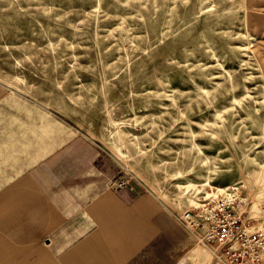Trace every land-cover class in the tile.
Masks as SVG:
<instances>
[{
	"label": "rangeland",
	"instance_id": "rangeland-1",
	"mask_svg": "<svg viewBox=\"0 0 264 264\" xmlns=\"http://www.w3.org/2000/svg\"><path fill=\"white\" fill-rule=\"evenodd\" d=\"M32 110L151 202L160 231L129 264H223L176 216L231 186L264 230V0H0V122ZM109 246L87 264H114Z\"/></svg>",
	"mask_w": 264,
	"mask_h": 264
},
{
	"label": "crops",
	"instance_id": "crops-1",
	"mask_svg": "<svg viewBox=\"0 0 264 264\" xmlns=\"http://www.w3.org/2000/svg\"><path fill=\"white\" fill-rule=\"evenodd\" d=\"M34 113L10 127L0 122V255L9 242L16 264L28 252L34 259L47 253V264L57 256L62 264H87L88 250L115 242L112 262L131 263L160 231L151 202L111 192L114 169L102 151L48 112ZM39 238H47L42 246Z\"/></svg>",
	"mask_w": 264,
	"mask_h": 264
},
{
	"label": "built area",
	"instance_id": "built-area-1",
	"mask_svg": "<svg viewBox=\"0 0 264 264\" xmlns=\"http://www.w3.org/2000/svg\"><path fill=\"white\" fill-rule=\"evenodd\" d=\"M124 182L115 184L123 189ZM237 188L211 195L195 208L176 216V222L198 245L214 252L223 264H259L264 257V230L250 225L239 212Z\"/></svg>",
	"mask_w": 264,
	"mask_h": 264
}]
</instances>
